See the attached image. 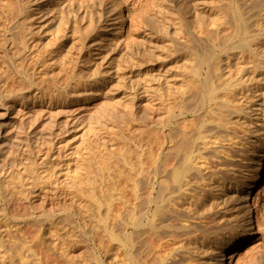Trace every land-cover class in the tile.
Listing matches in <instances>:
<instances>
[{"label": "rangeland", "instance_id": "374dc122", "mask_svg": "<svg viewBox=\"0 0 264 264\" xmlns=\"http://www.w3.org/2000/svg\"><path fill=\"white\" fill-rule=\"evenodd\" d=\"M48 1L50 6L40 7L46 12L55 5ZM172 1L162 43L138 44L131 26L122 33L129 40L91 36L83 51L79 33L49 13L32 26V51L40 60L23 63L29 73L43 72L27 79L11 69L8 60L21 47V31L11 34L14 49H0L9 55L4 60L0 54V264H138L130 245H120L111 234L119 236L122 220L132 223L142 214L144 205L133 198L135 174L155 168L160 158L168 160L169 79L192 74L200 55L191 50L199 48V40L208 38L207 47L221 55L246 31L264 30V0H218L216 11L208 5L205 12L187 13ZM170 37L184 42L175 38L174 49ZM229 81L216 83L221 88ZM260 83L264 88V80ZM75 175L83 180L80 186ZM163 220L158 217L157 223ZM251 242L257 244L254 258L229 259L228 250L219 264H264V239ZM108 243L110 254L104 250Z\"/></svg>", "mask_w": 264, "mask_h": 264}, {"label": "bare ground", "instance_id": "6f19581e", "mask_svg": "<svg viewBox=\"0 0 264 264\" xmlns=\"http://www.w3.org/2000/svg\"><path fill=\"white\" fill-rule=\"evenodd\" d=\"M206 1L173 0L171 6L181 10L180 13L199 9L205 12L211 6L215 7L209 8V12L216 11L218 0H210L209 4ZM46 2L51 5L48 0H0V49L7 50L9 45L12 48L14 43L9 41L15 38L11 34L21 31V47L12 50L13 58L8 62L11 69L27 79H32L37 69L29 73L23 66L24 60L29 57L40 60L32 51V26L35 19L49 13L53 21L65 22L67 29L79 33L77 41L81 50L91 36L98 40L107 34L113 41L125 42L129 39L123 38L122 33L131 26L135 32L133 39L138 44L167 41L168 0H147L144 5L140 0H52L55 5L51 9L47 6L48 12L40 8ZM96 13L100 14L98 22ZM178 20L176 23L180 24L181 19ZM111 31L120 35L116 36L115 32L109 35ZM175 38L179 43L184 42V37ZM174 39L170 41L171 46ZM207 40H199V48L191 50L200 57L190 76H173L178 81L168 78L171 81L168 160L160 158L159 165L149 171H138L132 179L133 198L138 206L144 205L142 214L132 223L122 220L119 236L110 235L120 245H130V253L138 264H219V255L228 250L231 251L229 259L240 254L256 256L257 244L251 241L256 239L262 243L264 239V88L260 83L264 75L259 77L264 74V30L252 34L246 31L221 55L207 47ZM1 55V59L6 55V60L9 56ZM82 57L83 54L78 58ZM1 62L4 66L6 61ZM42 69L38 72H43ZM222 79L230 81L220 88L216 82ZM74 181L79 186V181L83 182L79 177ZM153 206L155 210L151 211ZM158 217L164 219L160 224ZM130 225L135 231L130 232ZM157 229L164 232H151ZM135 235L139 238L136 242ZM259 235L262 236L257 239ZM249 242L252 245L248 246ZM110 245L104 247L107 254H110ZM138 255L145 260H140Z\"/></svg>", "mask_w": 264, "mask_h": 264}]
</instances>
